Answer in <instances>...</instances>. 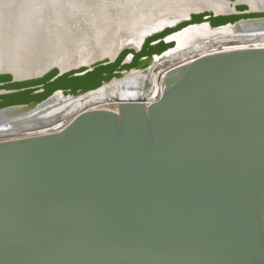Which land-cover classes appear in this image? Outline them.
<instances>
[{
    "label": "water",
    "instance_id": "water-1",
    "mask_svg": "<svg viewBox=\"0 0 264 264\" xmlns=\"http://www.w3.org/2000/svg\"><path fill=\"white\" fill-rule=\"evenodd\" d=\"M238 10L172 29L264 18ZM119 55L79 75H3L0 108L88 90L119 69ZM162 81L148 106L114 97L117 113L0 141V264H264V48L201 56Z\"/></svg>",
    "mask_w": 264,
    "mask_h": 264
},
{
    "label": "bare ground",
    "instance_id": "bare-ground-1",
    "mask_svg": "<svg viewBox=\"0 0 264 264\" xmlns=\"http://www.w3.org/2000/svg\"><path fill=\"white\" fill-rule=\"evenodd\" d=\"M240 8L242 13L263 12L264 0H0V77L25 81L52 68L58 73L84 74L122 52L114 65L119 69L88 90L65 96L67 91L56 89L34 105L0 108V125L6 123L0 126V136L13 134L0 141L58 132L82 112L117 113L120 101L114 97H139L148 106L161 96L162 80L170 68L209 54L264 48V18L260 17H240L215 26L198 20L172 29L191 14L224 16ZM164 29L170 31L151 39L136 55L145 38ZM158 42H162L159 50ZM128 47L134 50L122 51ZM148 51L149 57L140 61Z\"/></svg>",
    "mask_w": 264,
    "mask_h": 264
},
{
    "label": "rangeland",
    "instance_id": "rangeland-1",
    "mask_svg": "<svg viewBox=\"0 0 264 264\" xmlns=\"http://www.w3.org/2000/svg\"><path fill=\"white\" fill-rule=\"evenodd\" d=\"M168 65H169V64H166L163 68H165V67L167 68ZM158 71H159V70H157V72H158ZM22 133H24V132H18V133H16V134H22ZM16 134H15V135H16ZM12 135H13V134H12ZM12 135H1L0 138H7V137H10V136H12Z\"/></svg>",
    "mask_w": 264,
    "mask_h": 264
}]
</instances>
